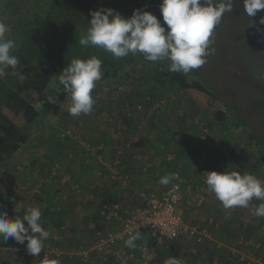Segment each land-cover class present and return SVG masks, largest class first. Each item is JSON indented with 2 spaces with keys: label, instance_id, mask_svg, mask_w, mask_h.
Here are the masks:
<instances>
[{
  "label": "rangeland",
  "instance_id": "obj_1",
  "mask_svg": "<svg viewBox=\"0 0 264 264\" xmlns=\"http://www.w3.org/2000/svg\"><path fill=\"white\" fill-rule=\"evenodd\" d=\"M1 1L4 0H0V6ZM132 2L135 9L151 11L163 23L160 12L162 0H132ZM262 16H264V10L259 11L253 18L247 16L243 12V2L240 0L239 4L234 5L233 11L225 13L216 26L211 45L215 53L207 58V62L201 68L192 71L199 74L215 91V96L210 97L205 105L197 101L195 96L184 88L171 83L162 86L157 82L159 77L164 78L162 71H169V62L147 63L137 59V55H135V62L126 66L125 73L122 72L119 76L112 78L102 77L97 82L93 90L96 100L93 108L95 117L71 116L68 112L71 99L67 94L66 98L60 102L61 110L57 115L40 116L33 125H28L29 137L23 153L17 157L14 156V159L7 158L2 164L5 182L0 185V194L3 196L4 206H8L10 210L7 213L9 217L14 218L16 215L22 217L26 207L39 206L43 212L45 206H48L51 211L46 218L51 221L41 222L52 235L54 228H60V224L56 221L60 212L58 207H61V211L65 210L67 215H74L77 212V215L82 218L94 212L96 206L91 205L90 194L98 199L120 200L130 208L139 202L136 199L138 194L133 193L135 188H142L146 192L161 191L167 185H161L160 178L170 174L173 166L182 164L184 168L191 167L185 169L183 176L187 183L192 185L197 181V175L190 163L201 156L197 147L202 143L199 129L202 122L209 130V141L216 140L218 145L216 151L210 150L212 147L204 149L206 157L213 162L214 170L223 172L238 169L241 174L247 172L264 180V81L258 80L252 71L254 67L264 68V25L259 23ZM0 21H3L1 16ZM6 35L8 38L11 36L9 31ZM57 75L59 74L53 76L51 86L54 92L60 94ZM158 93L163 95L165 101L155 109L146 103L143 97L145 94L157 95ZM134 103H141L142 109H145L147 113L134 109ZM167 110L171 112L169 119L163 116ZM182 114H187L183 115L186 125L176 134L168 133L169 137L166 139L164 138L165 130H155L162 126L161 121L163 128L168 131L171 127L182 126L179 121ZM144 121L146 123L143 130H140L139 125ZM150 127L154 131L150 132ZM69 128L75 129L78 136H67L62 139L58 133L61 129ZM250 132L256 134V139L249 138ZM143 136L147 138L145 141ZM31 140L33 142L28 144ZM133 140H139V144L122 152L118 151L122 143L133 142ZM87 144L103 145V149L98 147L94 156H91L88 155ZM169 149L177 153V164L170 165L165 160V152ZM134 154H136L135 158ZM227 154L230 155L227 156ZM115 161L117 167L113 170L119 171V178L118 173L112 175L108 168L109 163ZM55 163L64 166L66 173L80 182V192L69 188L63 190L56 181L46 180L50 166ZM147 163L150 164V169L146 174L142 167ZM129 172L132 176L129 178L130 184L126 187L123 183L124 178L121 176ZM36 184L42 185L44 193L40 194L41 196L32 191ZM61 190L65 191L62 195ZM206 198L208 202L207 195ZM187 199L188 193L181 204L186 220L201 222L211 237L207 236L202 244L196 246L198 251L196 254L191 252V243L181 240L170 251L158 250L160 258L175 256L184 264H245L244 259L241 258L242 253H245L250 256L245 260L255 258V261L258 259L264 262V217L257 218L252 214L253 208L260 201L253 200L248 208H236L232 210V215L227 216L231 210H225L218 200L215 202L216 206H219L218 209L210 203L211 207L206 211L205 206L203 210L190 207ZM13 209L20 211L15 214ZM222 212L224 216H221ZM207 214H215L214 216L221 218L218 231L216 228L207 226L209 220L206 217ZM92 218L94 222L102 223L99 217L94 218V214ZM72 220L71 227L70 224H63L68 234L67 242L71 243L64 246L49 237L45 241V246L47 244L60 246L65 251L80 249L75 255L79 258L70 260L62 258V261L66 264H86L82 262L79 252L83 249L93 250L96 239L90 227L88 229L86 226L81 227L80 230L76 225L75 222H78L80 218L74 217ZM99 227H103L105 235L109 236L118 231L119 223L115 221L105 226L101 224ZM60 231L65 233L62 229ZM147 237V234L142 233L136 246L140 242H146ZM127 239L115 238L107 242L106 245L117 252L126 250L128 254L134 253L133 257L127 259L113 255L112 258L109 257L111 264L137 263L136 246L127 247L125 244ZM26 243L18 244L14 239L2 241L0 237V256L3 258L4 252L9 250L12 254L15 253L12 248H5L6 246L20 247L26 246ZM226 243L230 247L226 246ZM15 257L16 255L11 260ZM29 258L32 264H50L48 257L44 259L40 257V254L38 257L31 255ZM109 258L104 260L99 257L96 263L90 264H109L107 262ZM246 264L259 263L246 261Z\"/></svg>",
  "mask_w": 264,
  "mask_h": 264
},
{
  "label": "clouds",
  "instance_id": "obj_2",
  "mask_svg": "<svg viewBox=\"0 0 264 264\" xmlns=\"http://www.w3.org/2000/svg\"><path fill=\"white\" fill-rule=\"evenodd\" d=\"M243 12L253 18L264 10V0H242ZM240 0H162L160 12L163 23L151 11L134 10L131 17L123 16L109 7L91 11L89 28L79 39L83 47H97L111 53L115 59L129 54L142 55L150 62H169L168 70L184 76L201 68L207 58L215 53L214 30L225 13H230ZM259 23L264 25V16ZM167 29V30H166ZM9 28L0 21V77L16 75L19 57L13 54L15 41L7 37ZM103 61L96 56L87 59L75 58L57 75L58 83L70 95L68 112L71 116L90 115L96 103L93 90L103 77ZM9 69L11 70L9 72ZM254 76L264 81V68L254 67ZM49 103L56 98L49 95ZM175 174L160 178L161 185H168ZM205 183L215 194L225 210L248 208L253 200L260 201L252 210L257 218L264 217V180L253 174L236 170L207 172ZM203 203V197L199 198ZM17 212V209H16ZM42 212L38 206L28 207L24 215H9L0 211V237L2 241L14 239L25 244L29 254L38 257L45 249L50 231L42 226ZM27 221V226H25ZM142 233H129L127 247H135ZM151 259V257H148ZM164 264H184L175 256L168 257Z\"/></svg>",
  "mask_w": 264,
  "mask_h": 264
},
{
  "label": "trees",
  "instance_id": "obj_3",
  "mask_svg": "<svg viewBox=\"0 0 264 264\" xmlns=\"http://www.w3.org/2000/svg\"><path fill=\"white\" fill-rule=\"evenodd\" d=\"M1 2L0 16L9 28L10 38L15 41L13 54L19 57L20 64L16 75L0 77V185L5 182L2 164L27 141L28 125H33L40 116L57 115L61 110L60 102L67 93L61 85L60 94L54 92L51 84L55 74H60L72 59L96 56L103 61V77L112 78L125 73L126 66L136 60L131 54L115 59L101 48L83 47L78 42L90 26L92 10L111 7L125 17H131L136 10L132 0ZM137 56V59L150 62L140 54ZM161 74L164 78L159 77L157 80L160 85L171 83L184 88L202 105L215 96V91L199 74L191 72L187 77L171 71H162ZM49 95L55 96V104L48 102ZM256 137L255 133H249L251 140ZM212 143L207 138L199 145L205 149L210 148ZM186 168L190 169L189 166ZM2 201L3 196L0 194V206Z\"/></svg>",
  "mask_w": 264,
  "mask_h": 264
},
{
  "label": "built area",
  "instance_id": "obj_4",
  "mask_svg": "<svg viewBox=\"0 0 264 264\" xmlns=\"http://www.w3.org/2000/svg\"><path fill=\"white\" fill-rule=\"evenodd\" d=\"M162 96L163 95L159 93L157 95L146 94L144 101L156 109L159 108L161 103H164L165 101ZM133 108L147 113L145 109H142L141 103H134ZM145 123L146 122L144 121L139 125L140 130H143ZM199 129L202 141L209 138V130L203 122L200 123ZM75 131V129L70 128L61 129L58 134L62 137V139L67 136L77 137L78 134ZM215 141H213L212 146L217 148L218 145ZM138 144L139 140L122 143V146H120L118 151L122 152L125 149L127 150V148ZM86 147L88 155L90 154L91 156H94L93 154L98 147L103 149V145L95 146V144H87ZM206 156L205 150L202 149L201 156L195 160V162L190 163L197 175V181L194 182V184L189 185L184 179L183 164L173 166L170 174H175L176 178L174 180H172L161 191L157 192L155 190H149L141 194L139 193L136 198L139 202L130 208L125 206L120 200L111 198L98 199L94 195L90 194L89 199L91 204L96 206V209H98L102 214L105 223L109 224L116 221L119 223V229L116 233L110 234L109 236L105 235L103 227H97L94 229L93 233L96 239L93 246L94 249H83L79 252L82 262L86 264L96 263V260L99 259V257L107 260L113 255L126 259L133 257L134 253L128 254L126 250H119L117 252L115 249H112L106 244L115 238H128L129 233H133L135 231H140L148 236V240L146 242H140L135 248V252L138 254V261L136 264H164V261L170 256L160 258L158 250L170 251L181 240L191 243V252L194 254L198 253L196 246L202 244L204 242V238L207 237L209 233L207 232V228L201 222H188L186 220L181 204L183 203L185 196H187V193L188 199L186 201L190 207L200 210L207 203L204 191L207 187L205 179L207 172L214 170V167L213 162ZM133 157L135 158L136 154H134ZM177 159V153L174 150L169 149L165 152V160L170 165L173 163L177 164ZM86 161H88V159H86ZM114 167H117L116 161L114 163H109L108 168L111 170L112 175H114V173H118L119 178V171H114ZM142 168L143 172L147 174L150 169V164L147 163ZM99 174L101 175V173ZM121 177L129 178L130 173ZM46 180L48 182L53 180L56 181L63 190L69 188L71 190H75L76 192H80V182H78L77 179H74L71 174H67L65 167L59 163H55L50 166ZM41 187V184H36L32 188V191L35 192L36 195L41 196L40 194L44 193L42 192ZM63 190L60 192L61 195L65 192ZM200 197H203V203L199 202ZM58 209L60 211L61 207H58ZM228 213H232V210ZM211 223H214L215 227L218 226L217 220L211 219ZM65 228L66 226L64 225L60 228V230L62 229V231L65 232L62 233V239H66V236L68 235ZM29 256L30 254L28 251L24 249L19 251L13 260L7 261L0 256V264H31ZM44 256L47 257V253H44ZM148 257H151V259H148ZM61 261V254L58 253L53 262L54 264H60Z\"/></svg>",
  "mask_w": 264,
  "mask_h": 264
},
{
  "label": "crops",
  "instance_id": "obj_5",
  "mask_svg": "<svg viewBox=\"0 0 264 264\" xmlns=\"http://www.w3.org/2000/svg\"><path fill=\"white\" fill-rule=\"evenodd\" d=\"M166 116L168 119L169 118H171V112H169V110H167V112L165 113V114H163V116ZM183 115H187V114H182V117H180L179 118V121H180V123H182L181 125L182 126H179V125H177V127L176 128H170L171 130L170 131H168V130H166V128H163V122L161 121V125L162 126H159L158 128H156L155 130L156 131H161L162 129L163 130H165V135H164V138H168L169 136H168V133H170L171 135H173V134H176L177 132H179V131H181L182 130V128L184 129V127H185V122H184V120H185V117H183ZM89 116V118H93V117H95L96 116V114H95V112L94 111H92V113L90 114V115H88ZM166 118V119H167ZM158 125H160V124H158ZM157 125V126H158ZM180 127V128H179ZM161 128V129H160ZM151 130H153L154 131V129L153 128H151L150 127V132H151ZM163 132V131H162ZM148 133V132H147ZM157 134H159V133H157ZM156 134V135H157ZM160 136H162V135H160ZM143 141H145V139H147L146 137H144L143 136ZM159 141V140H158ZM28 142V141H27ZM27 142L26 143H24V145L15 153V154H13V156L12 157H9V158H12V159H14V156H19L21 153H23V150H24V148L26 147V145H27ZM33 142V140H31V142L29 141V143L28 144H31ZM212 148L210 149V150H214V151H216V148H213V146H211ZM202 148L203 147H201V145H199L198 147H197V149H199L200 151H199V154L201 155L202 154ZM189 149V148H188ZM186 150H187V148H186ZM230 154H227V156H229ZM145 158H147V157H145ZM229 159H231V158H229ZM141 162H143V161H141ZM215 165H217V162L215 161ZM130 173V172H129ZM122 176H124V175H122ZM131 176H132V173H131V175H130V177L129 178H131ZM124 178V180H123V183H124V185H126V187H127V185H129L130 183V179L129 178H126V177H123ZM131 186V185H130ZM204 191H205V193H206V195H207V197H208V202L206 203V205H205V207L204 208H206V211L208 210V209H210V207H211V204L212 205H215L214 207L216 208V209H218V207L219 206H216V204H215V202L217 201V199H216V197H215V194L214 193H212V192H210L209 190H208V188L206 187L205 189H204ZM143 192H145L142 188H135L134 190H133V193L134 194H141V193H143ZM26 196V195H25ZM26 197H28V196H26ZM6 198H7V196H6ZM5 199V198H4ZM75 201H77V198H75ZM211 203V204H210ZM210 204V205H209ZM1 205L2 206H0L1 207V209H0V211H4V212H6V213H8L10 210H9V208H7V207H5L4 206V203L2 202L1 203ZM92 205V204H91ZM93 206V205H92ZM39 207V206H38ZM28 207H26V208H24V209H27ZM39 208H41V207H39ZM203 208V209H204ZM6 209V210H5ZM203 209H200V210H203ZM215 209V210H216ZM219 210H221V208L219 209ZM223 210V209H222ZM20 210H18L17 209V212H19ZM43 212H42V218H41V221H46V223H49L51 220H49V219H47L46 217H48V215H49V212L51 211L50 210V207L48 208V206H45V208H44V210H42ZM16 212V209H13V213H17ZM92 214H94V218H98L99 217V219L100 220H102L101 222L102 223H100L99 221H97L99 224H97V222H94V220H93V218H92ZM192 214V213H191ZM217 214V213H216ZM58 215H59V218H57V222L62 226L64 223H67V224H70V227H71V224H72V219L74 218V217H77V218H80V220L78 221V222H75L76 223V225H78L79 226V228H80V230H81V227H85L86 226V228L88 229L89 227H90V229H92V231L91 232H93V230L94 229H96L97 227L99 228V226L102 224V226H105L106 225V223H105V221H104V218H103V216H102V214L99 212V210L98 209H94V212H92V213H90L89 215L88 214H86V216H84L83 218H82V216H78L77 215V212H75L74 213V215H67V213H66V211L65 210H60V212H58ZM215 215V214H214ZM213 214H207L206 215V217H207V219L209 218V220H208V225L207 226H211V227H213L214 229L216 228L217 229V231H218V229H219V219H221L220 217H217V216H214ZM228 215H232V213H227V216ZM10 216V215H9ZM221 216H224V214H223V212H222V214H221ZM223 218V217H222ZM82 219V220H81ZM211 219H214V220H217V222H218V226L217 227H215V225H214V223H211ZM223 220V219H222ZM82 221H83V223H82ZM25 224L27 225V221H25ZM61 226H60V228H61ZM47 227H48V225H47ZM60 228L58 227V228H54V230L52 231L53 233H52V235H50V237H52L53 239H54V242H56V243H58L59 242V244H63L64 246L65 245H68V243H71V242H67V238L66 239H62L61 237H62V233H61V231H60ZM119 229V228H118ZM117 229V230H118ZM71 231V230H70ZM209 237H211V235H208ZM61 238V239H60ZM206 238V237H205ZM75 239V238H74ZM74 239H71L72 241L74 240ZM47 243V242H46ZM226 246H228V247H230L229 246V244H227L226 243ZM5 248H7V249H9V248H12L13 250L12 251H15V253H13L12 254V252H9V251H11V250H9L8 252H4V256H3V258L5 259V260H11L12 259V257L14 256V255H17L18 254V252L19 251H21V250H24V249H26L27 250V248H26V246L25 245H22V246H20V247H18V246H6ZM81 248V247H80ZM80 249H74V250H67V251H65V250H63V249H61L60 248V246H50L49 244H47L46 246H45V249H43L42 251H41V253H40V257H42V258H44V259H46L47 257H48V261H50V264H53V262H52V259H53V257H55L58 253H60L61 254V257L63 258V259H65V260H70V259H72V258H79V256H75V255H77V253H78V251H79ZM235 250V249H234ZM236 251V250H235ZM44 253H47V257H45L44 256ZM30 256H31V254H30ZM250 256H249V254H245V253H242V256H241V258H243L244 259V261H245V264H246V261H248V263H251L252 261H254V263H259V264H264V262H262V261H260V260H256L255 261V258H250V260H245V259H248ZM32 258V257H31ZM112 258V257H111ZM111 258H109V260L107 261L109 264H111L112 262H110V259ZM30 262H31V259H30ZM32 264V263H31ZM61 264H66V262L65 263H63V261H62V263ZM104 264V263H103Z\"/></svg>",
  "mask_w": 264,
  "mask_h": 264
}]
</instances>
